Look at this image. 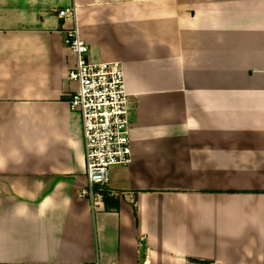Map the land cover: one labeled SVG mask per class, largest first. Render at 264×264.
Listing matches in <instances>:
<instances>
[{
  "label": "crops",
  "instance_id": "crops-1",
  "mask_svg": "<svg viewBox=\"0 0 264 264\" xmlns=\"http://www.w3.org/2000/svg\"><path fill=\"white\" fill-rule=\"evenodd\" d=\"M67 6L130 105L94 203ZM0 264H264V0H0Z\"/></svg>",
  "mask_w": 264,
  "mask_h": 264
},
{
  "label": "built area",
  "instance_id": "built-area-1",
  "mask_svg": "<svg viewBox=\"0 0 264 264\" xmlns=\"http://www.w3.org/2000/svg\"><path fill=\"white\" fill-rule=\"evenodd\" d=\"M57 14L70 23L64 30V43L75 54V67L68 78L76 83V88L69 108L79 114L82 125L86 177L82 194L94 203L110 181V169L131 162L130 105L124 73L118 62L89 60L75 6L58 9Z\"/></svg>",
  "mask_w": 264,
  "mask_h": 264
},
{
  "label": "trees",
  "instance_id": "trees-1",
  "mask_svg": "<svg viewBox=\"0 0 264 264\" xmlns=\"http://www.w3.org/2000/svg\"><path fill=\"white\" fill-rule=\"evenodd\" d=\"M102 193H103V195H104V197L106 196V192H105V188H104V190H102ZM103 197V198H104Z\"/></svg>",
  "mask_w": 264,
  "mask_h": 264
}]
</instances>
